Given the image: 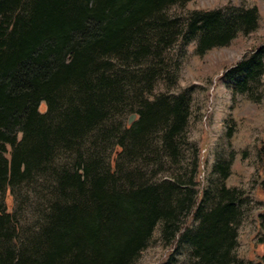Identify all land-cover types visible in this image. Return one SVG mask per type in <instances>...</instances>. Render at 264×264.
<instances>
[{
	"label": "trees",
	"instance_id": "1",
	"mask_svg": "<svg viewBox=\"0 0 264 264\" xmlns=\"http://www.w3.org/2000/svg\"><path fill=\"white\" fill-rule=\"evenodd\" d=\"M187 1L0 0V264H133L156 226L171 246L161 264L181 246L188 264H243L233 256L235 189L221 186L205 206L202 188L128 173L117 185L122 156L153 157L157 134L172 157L185 127L187 93L149 91L160 51L179 36L201 56L257 26L253 6L192 10L175 29L164 11ZM262 63L259 47L226 70L237 92L257 81ZM130 99L131 122L115 123ZM61 150L76 154L74 168H52ZM46 176L54 192L45 215L34 234L18 236L13 189Z\"/></svg>",
	"mask_w": 264,
	"mask_h": 264
},
{
	"label": "rangeland",
	"instance_id": "2",
	"mask_svg": "<svg viewBox=\"0 0 264 264\" xmlns=\"http://www.w3.org/2000/svg\"><path fill=\"white\" fill-rule=\"evenodd\" d=\"M256 7L257 26L248 34L238 32L225 46L215 47L201 56L194 53L195 42L184 45L179 36L160 51L158 72L150 85L153 96L172 98L187 94V118L181 136L175 141L176 152L171 157L152 136L156 154L144 157L122 156L118 162L119 186L124 174L138 178V183H176V189L207 192L204 204L217 199L221 186L235 189L238 208L235 225L233 256L243 264H264V63L257 81L251 82L247 92L239 93L226 73L237 61L252 51L264 47V0H188L168 7L167 18L175 21V29L183 31V24L192 10L247 9ZM143 64V61H142ZM143 66V65H142ZM142 68V67H141ZM235 88V89H234ZM136 102L129 100V108L113 113L119 123L133 116ZM44 107L39 105V112ZM132 120V119H131ZM131 122V121H130ZM76 154L59 151L52 161L54 170L74 168ZM107 158L104 151L103 159ZM228 170L225 179L219 168ZM36 181V182H35ZM54 192V180L48 176L23 183L13 189L12 214L17 223L16 235L35 233L42 221L49 199ZM9 203L11 200L9 199ZM182 219V214L179 216ZM183 221L179 222L182 225ZM171 248L168 240L160 239L156 226L148 246L133 264H161ZM186 249L173 252L169 264H188Z\"/></svg>",
	"mask_w": 264,
	"mask_h": 264
},
{
	"label": "water",
	"instance_id": "3",
	"mask_svg": "<svg viewBox=\"0 0 264 264\" xmlns=\"http://www.w3.org/2000/svg\"><path fill=\"white\" fill-rule=\"evenodd\" d=\"M133 116H131L130 118H129V122L131 121V118H132Z\"/></svg>",
	"mask_w": 264,
	"mask_h": 264
}]
</instances>
